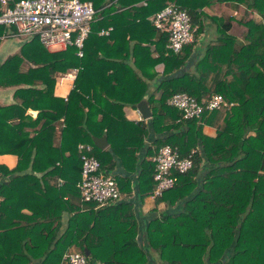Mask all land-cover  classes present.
I'll list each match as a JSON object with an SVG mask.
<instances>
[{
    "label": "trees",
    "instance_id": "trees-1",
    "mask_svg": "<svg viewBox=\"0 0 264 264\" xmlns=\"http://www.w3.org/2000/svg\"><path fill=\"white\" fill-rule=\"evenodd\" d=\"M92 1L99 18L91 24L82 56L74 46L49 51L35 36L30 41L33 53L35 48L41 53L38 65L21 69L13 82L6 72L20 56L10 55L0 65V85H18L16 102L0 105V154L17 157L13 168L0 163V264L39 259L41 264H63L73 235L77 250L90 252L89 264H148L146 251L164 264H264V0H225L238 8L237 15L228 16L203 10L216 0ZM168 3L187 11L194 34L178 51L167 47V32L149 20ZM208 20L214 36L202 45L204 33L211 30ZM234 24L245 31L236 34ZM109 26L108 35H99ZM144 27L149 34L136 36ZM119 34L126 37V48L118 59L97 54L99 47L92 53L94 44L115 41ZM138 54L148 58L143 61L149 60L148 71L136 59L141 73L129 64L130 56ZM158 62L161 71L154 69ZM75 67L68 96L54 95L53 74ZM149 82L154 83L149 121L159 135L147 154L152 157L170 144L180 156L191 154L193 163L185 172L174 171L173 186L156 198L169 208L145 225L144 246L137 239L132 202L97 206L80 199L76 183L82 163L78 144L84 143L91 145L99 169L113 174L121 192L132 194L133 180L116 172L117 158L125 171L135 172L140 199L152 192L155 162L138 156L148 125L128 120L123 112L124 105L140 100ZM177 91L199 102L220 93L227 105L183 118L167 102ZM29 107L38 109L36 117L27 112ZM205 124L215 127L214 135L203 131ZM103 134L108 146L100 148L93 136ZM58 177L65 180L61 185Z\"/></svg>",
    "mask_w": 264,
    "mask_h": 264
},
{
    "label": "built area",
    "instance_id": "built-area-1",
    "mask_svg": "<svg viewBox=\"0 0 264 264\" xmlns=\"http://www.w3.org/2000/svg\"><path fill=\"white\" fill-rule=\"evenodd\" d=\"M97 12L92 0H16L13 3L12 0H0V25L13 27L18 36H36L52 50L74 46L76 54L82 56L91 24L99 18ZM149 20L156 28L167 32V47L173 51L180 50L194 38L187 11L175 4H166L150 15ZM110 29L102 28L100 33ZM77 71L78 68H72L70 75L75 77ZM167 102L180 109L183 118L199 116L204 109L227 105L220 93H213L204 102H199L186 91L174 92ZM78 147L82 151L80 179L76 183L80 199L95 201L97 206L119 201L122 193L118 184L112 173L99 169L100 161L91 153V145L79 143ZM194 151L192 149L191 153ZM151 158L155 162V186L149 196L153 199L173 186L174 171L185 172L193 163L191 154L180 156L177 148L170 144H163ZM89 261V256L77 249H70L63 256V264H89Z\"/></svg>",
    "mask_w": 264,
    "mask_h": 264
},
{
    "label": "crops",
    "instance_id": "crops-1",
    "mask_svg": "<svg viewBox=\"0 0 264 264\" xmlns=\"http://www.w3.org/2000/svg\"><path fill=\"white\" fill-rule=\"evenodd\" d=\"M203 10L206 11V13H208L210 15L228 16L229 14H232V15L238 14L237 6L233 2L225 1V0L224 1H219V0L212 1L209 5L204 6ZM109 27L111 28V26H109ZM145 28L146 27L142 28L138 32H135L136 36L139 35L140 37H145L146 34L148 35L150 30L145 29ZM208 28L211 30L207 31L206 34L204 33V39L208 38V35H211L209 37V39L214 36V33L212 32V29L214 28V24L211 23L209 20H208ZM108 32L102 34V33H100V30H99L98 33H99V35H108ZM159 33L160 32L158 30L155 31L152 39H155L159 35ZM13 35H15V34H13ZM13 35H10V36H13ZM6 36H7V33L4 32L3 34H0V39L4 38ZM125 40H126V37L123 38V34H119V35L115 36V41L110 40V39H108V41H106V42L104 40H100L99 42L95 41V43L97 42V44H94L93 47H91L90 49H91L92 53L94 54L97 47H99L97 49V54L106 55V56H110V57L111 56L117 57L120 54L125 53V48H126ZM203 41H202V43H203ZM133 43H134V40L131 41V44H133ZM33 45L34 44L30 41V38H28V37L25 39L22 38L21 43H16V42L0 43V65L3 63V61L8 56L14 55V54L18 55L17 53L19 51H20V53L22 51L21 54L24 56V58H20L17 61V63L14 64V67L12 69H10L6 72V74L10 76L9 80L11 82H13L14 80L16 81L18 79V77L21 75L20 71L21 72L23 71L21 69H23V68L26 69L30 66L38 65V64H36L35 61L39 59L41 53H40V51L37 52L36 48H35L36 53H33V51H34ZM102 45L106 46L104 51L101 49ZM151 48L154 50V45H152ZM121 50H124V52H122ZM156 54L157 53L155 51L152 53L153 56H156ZM198 55L199 54H197V52L194 53V57L191 60V62H194ZM134 57H135V55H131L130 58H129V56H127V58H129V64L132 65L133 69L136 72L141 73L138 66H136V64H135V59L141 63L142 68L147 69V71H148V69H150V63H148L149 60H147L146 63L143 62L145 59H148V58H146L144 55H141V54H138L135 58ZM117 59H118V57H117ZM162 68H163V64L161 62H158L154 65L155 71H161ZM93 74H94V72H93ZM53 75L55 77V82L53 85L54 95L62 96L64 98L67 97L71 88H73V86H74L75 77H72L70 75L69 70H67L66 72H63L61 74L55 72ZM31 79L33 80V78H31ZM19 83L24 84L23 81H19ZM35 84L39 88L44 87V84L38 79L35 80ZM149 85H150L149 89L144 92L142 97L144 95H148V97H149V92L154 89V83L153 82H149ZM17 87H18V85H16V84H14L13 86H2V85H0V105H9L11 103L16 102V97L14 95V91ZM136 104L134 106L133 105H124L123 106V112H124L125 117L130 121H134V122L141 121V122L147 123L148 133H147V135L144 136V145L138 151V154H139L138 156L139 157L144 156L147 159H150L151 155L147 154V152H146L147 148L150 144H152V141L159 134L154 132L153 127L150 124L149 118H144L141 115ZM27 112L30 113L32 115V117H36V115L38 113V109H33L32 107H29L27 109ZM26 129L31 130V127L27 126ZM215 130L216 129L214 126H211L208 124H205L203 126V131L207 134L214 135ZM59 131H60V128L57 126V139L60 136ZM107 146H108V144L106 145V147ZM0 163L5 164L9 168H13L17 163V157L15 154H12V153L0 154ZM116 172L123 173V174H129L132 177V180H133L132 194L126 195V193L121 192L122 195H121V198L119 199V201H124V200L126 201V199H128L130 202L133 203V210H134L135 216L138 220V229H137V234H136L137 239L140 241V243L142 245L147 246L146 233L144 230L145 225L148 223V221L150 219L154 218L155 216L161 215V213H163L165 210H167L169 208V206L165 202L157 201L156 198L155 199L151 198L149 195H146L142 199H140L138 196L137 184L135 182L136 181L135 172L129 173V172L125 171L121 165L119 158H117ZM3 180L4 179L1 178L0 182ZM64 181L65 180L62 177L57 178V184L58 185H61ZM22 211H24L25 213H30V210H28L26 208H24ZM67 218H68V212L64 211L63 215H62L63 225L66 224ZM77 244H78V239L75 235H73L71 240H70V245H69L68 249H77V246H76ZM146 250H147V247H146ZM146 252H147V257H148V264H164V263L156 260L154 254H152V252H150V251L149 252L146 251ZM34 261H40V264H41L40 259L39 260H33L30 264H32Z\"/></svg>",
    "mask_w": 264,
    "mask_h": 264
},
{
    "label": "rangeland",
    "instance_id": "rangeland-1",
    "mask_svg": "<svg viewBox=\"0 0 264 264\" xmlns=\"http://www.w3.org/2000/svg\"><path fill=\"white\" fill-rule=\"evenodd\" d=\"M252 15L254 17H256V19H260V16H259V14L257 12H253ZM232 31H235L236 34L241 35L242 32L245 31V28L243 26H236L234 24L233 27H232ZM4 32L7 33V36L4 37V38H1L0 39V43H4V42L21 43L22 42V38H24V39L27 38V37H22V36L16 35L15 32H14V28L13 27H10L8 25H0V34H3ZM13 34H15V35H13ZM10 35H13V36H10ZM210 36L211 35H208V38L203 39L204 40L203 43L201 42L202 45L205 44L208 41V39H209ZM47 49H49V48H47ZM49 50L50 51H56V49H54V50L49 49ZM59 50H61V49H59ZM17 54L20 56V58H24V56L20 53V51ZM68 70L70 71V70H72V68H70Z\"/></svg>",
    "mask_w": 264,
    "mask_h": 264
},
{
    "label": "water",
    "instance_id": "water-1",
    "mask_svg": "<svg viewBox=\"0 0 264 264\" xmlns=\"http://www.w3.org/2000/svg\"><path fill=\"white\" fill-rule=\"evenodd\" d=\"M138 110L140 111L141 115L144 118H150L152 115V112L150 110V107L148 105V95H144L136 104ZM93 141L95 145H97L100 148L106 147L108 144V140L105 134L101 136H93ZM84 253L89 256L90 252L88 250H85ZM32 264H40V261H34Z\"/></svg>",
    "mask_w": 264,
    "mask_h": 264
}]
</instances>
